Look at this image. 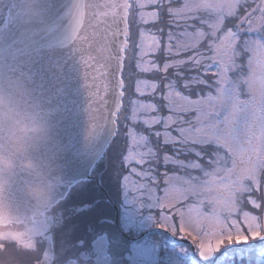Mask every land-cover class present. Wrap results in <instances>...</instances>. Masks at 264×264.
<instances>
[{
    "label": "snow or ice",
    "instance_id": "1",
    "mask_svg": "<svg viewBox=\"0 0 264 264\" xmlns=\"http://www.w3.org/2000/svg\"><path fill=\"white\" fill-rule=\"evenodd\" d=\"M47 7L65 76L99 80L84 83L93 102L112 97L93 135L108 133L119 168H130L125 190L171 234L169 264H264V0ZM12 22L0 7V31ZM17 224L24 232L0 231V252L40 264L25 255L35 229Z\"/></svg>",
    "mask_w": 264,
    "mask_h": 264
},
{
    "label": "water",
    "instance_id": "2",
    "mask_svg": "<svg viewBox=\"0 0 264 264\" xmlns=\"http://www.w3.org/2000/svg\"><path fill=\"white\" fill-rule=\"evenodd\" d=\"M48 3L49 0H4L0 5L5 10L11 9L13 21L10 29L0 31V79L15 74L29 80L43 95L46 105L55 108L52 139L46 150L60 162L63 172V183L56 197L58 201L77 181L89 179L92 168L104 156L110 143L108 133L104 131L89 136L88 128L89 123L96 128L103 123L106 109L110 111L112 97L110 94L106 97L109 105L93 102L89 100L84 83L91 89L100 83L99 80L84 81L83 72L80 75L70 72L65 76L58 22L49 13ZM32 7L39 9L43 17L52 22L51 27L40 28L28 14ZM26 209V202L21 198L18 205L20 219L27 217L24 214ZM116 218L118 220V216ZM154 230L163 229L153 227L132 239L137 240ZM168 235L171 237L170 233Z\"/></svg>",
    "mask_w": 264,
    "mask_h": 264
},
{
    "label": "clouds",
    "instance_id": "3",
    "mask_svg": "<svg viewBox=\"0 0 264 264\" xmlns=\"http://www.w3.org/2000/svg\"><path fill=\"white\" fill-rule=\"evenodd\" d=\"M28 14L41 29L51 27L39 9L32 7ZM54 111L29 80L15 74L0 79V220L9 225L21 220V198L27 205L24 214L37 221H43L56 205L63 172L60 162L46 150ZM88 135H93L90 123Z\"/></svg>",
    "mask_w": 264,
    "mask_h": 264
},
{
    "label": "flooded vegetation",
    "instance_id": "4",
    "mask_svg": "<svg viewBox=\"0 0 264 264\" xmlns=\"http://www.w3.org/2000/svg\"><path fill=\"white\" fill-rule=\"evenodd\" d=\"M119 171L120 168L116 159L109 150L105 153L101 164L98 166V170L92 172L93 176L90 180L94 182L91 185L92 189L99 192L98 197L99 195L102 196V193H105L107 196L105 189L109 191L108 193H111L110 189L116 188L115 192L119 197V203H117L120 207L119 221L121 224V205L125 197H127V191L123 186L122 176H119ZM128 173L124 175H128ZM109 176L111 177L110 183L107 182ZM112 177L116 179L114 187ZM88 190L89 187L85 188L82 184L73 187L66 196L59 199L56 205L48 211L43 221L30 218L21 219L28 226L35 229L37 248L35 252L25 254L29 261L39 258L40 264H131L133 257L132 245L126 240H124L125 244L122 243L123 239H127L125 233L128 234L129 231L122 224V229L118 227L115 221L116 210L114 207V214L106 211V214L102 216V219H105V222L109 223V225L102 229V232L99 234L95 235L94 231H90L89 233L87 232L88 234L83 232L82 234L76 235L75 228L69 224L75 218L74 216L78 212L77 209L86 202L84 199L88 194ZM84 222V224L88 222L92 223V217H88ZM9 230L18 233L24 232L22 225H9L6 221L0 223V231ZM111 238H120L121 244L116 253L112 249L113 246H116L111 245ZM79 240H82V243ZM101 240H104L105 244L100 243L98 245ZM14 254V249L12 248H9L7 252H0V264H12L10 256Z\"/></svg>",
    "mask_w": 264,
    "mask_h": 264
},
{
    "label": "rangeland",
    "instance_id": "5",
    "mask_svg": "<svg viewBox=\"0 0 264 264\" xmlns=\"http://www.w3.org/2000/svg\"><path fill=\"white\" fill-rule=\"evenodd\" d=\"M142 78H146V77H142ZM146 79H149V78H146ZM133 167H138V166L134 164ZM138 170H140L139 167H138ZM132 179L136 180L139 178L136 176H133ZM115 180L116 179L114 177H112L113 187H114ZM98 194H99L98 191L93 190L91 192L90 190H88L87 200L81 206H83V208L85 206H87L86 208H84L85 210H88V206H89V208L94 207L93 202L91 203V201H89L88 197H94V196L96 197L97 196L96 199L98 202V206H99V204L103 205L106 202H108L111 205V207H110L111 210H108V208L103 209L104 214H106V211L114 214V208H113L114 205L111 203L114 201V197L110 196L109 193H108L109 195H107V196L105 193L104 194L102 193V196L99 195V197H98ZM126 196L127 197H125V199L123 201V209H122V213H121L122 214V223L131 235H137L141 231H143L147 228H150L152 226H158V223L153 218V213L148 208L147 204H145L143 207H141V205L134 198V195L131 194L130 192H127ZM119 211H120V207H119ZM82 215H83V213L78 211L76 214L77 218H76V216H74L75 218H73L69 222V224L75 228L76 235L82 234L83 232L88 234L90 231H94V233H96V230L98 231L99 228H96L93 225L94 224L93 222L92 223L88 222L87 224H84ZM103 215H101L100 219L103 222H105V219H102ZM115 221H116V216H115ZM118 221H119V216H118ZM120 229H122V228H120ZM125 234L128 235L127 233H125ZM124 240H127V239H123V241H122L123 244H125ZM80 241L81 240H79V242ZM172 242L173 241L171 239H169L167 237V235L164 234L163 232H152L150 234L144 235L142 238H140L138 240L131 241L130 243H131L132 248H133V257H132L131 264H169V254H170V251L172 248ZM100 243L105 244V241L104 240L99 241L98 245ZM120 244H121L120 238L112 239L111 245L116 246V247H114V246L112 247V249H113V251H115V253L118 251ZM102 257H103V255H102ZM73 264H76V263H73Z\"/></svg>",
    "mask_w": 264,
    "mask_h": 264
},
{
    "label": "trees",
    "instance_id": "6",
    "mask_svg": "<svg viewBox=\"0 0 264 264\" xmlns=\"http://www.w3.org/2000/svg\"><path fill=\"white\" fill-rule=\"evenodd\" d=\"M144 77H146V78H149V79H152L153 77L152 76H150V75H146V76H144ZM98 166H99V164L96 166L97 168H98ZM95 167V168H96ZM98 170V169H97ZM110 176L107 178V182H109L110 183ZM83 185V187H85L86 188V186H87V184L86 183H83L82 184ZM96 187H97V185H95ZM111 186V185H110ZM112 187V186H111ZM90 189V191L92 192L93 191V189H92V187H89ZM113 194V196L115 197V195H116V193H115V188H112L111 190H110ZM115 198H117V197H115ZM88 199H89V201H91V202H93V204H94V207H92V208H89L88 210H85V211H83V222L88 218V217H92V222L94 223L93 225L96 227V228H99V230L97 231L96 229V233H100V229H102V227H104L105 226V223H103V221L100 219V217H101V215H103L104 214V211H103V209H106V208H108V210H111L110 209V207H111V205L108 203V202H106L105 204H99V206H98V202H97V199H96V197L94 196V197H88ZM84 200H87V196H86V198L84 199ZM96 205V206H95ZM89 212V213H88ZM87 215V216H86ZM95 216V217H94ZM85 217V218H84ZM85 223V222H84ZM168 237V236H167ZM169 239H171L170 237H168Z\"/></svg>",
    "mask_w": 264,
    "mask_h": 264
}]
</instances>
